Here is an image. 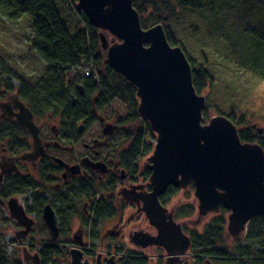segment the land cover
I'll list each match as a JSON object with an SVG mask.
<instances>
[{
    "label": "flooded vegetation",
    "instance_id": "af4514ba",
    "mask_svg": "<svg viewBox=\"0 0 264 264\" xmlns=\"http://www.w3.org/2000/svg\"><path fill=\"white\" fill-rule=\"evenodd\" d=\"M32 48V42H29L28 52H33ZM29 54L41 60L43 69L28 66L31 61L25 60L26 54H14L17 56L14 59L8 52L0 56V199L4 202L0 204L1 215L11 218L6 203L15 198L33 220L29 234L42 232L48 236L43 210L49 205L58 233L55 243L49 242L47 237L49 244L68 251L79 249L83 251L82 260L86 259L84 254H92L96 249L89 244V236L97 241L98 248L105 249H99V252L111 255L100 258L102 264L108 257L113 258L112 264H119L127 253L134 252L125 243L139 249L159 247L142 245L157 234L142 210L143 202L150 201L153 193L149 161L147 159V164L141 168L134 167V161L126 167V148L119 151L118 144L112 147L118 127L110 117L94 113L97 111V94L93 93L91 100L88 95L86 79H94L98 71L89 66L88 73H85L86 68H80L73 78L68 67L53 72L38 58V53ZM38 62L36 60L35 64ZM54 75L61 80V95L66 98L63 101L50 96L51 88L57 85ZM89 100L94 112L89 114L80 107L72 110L77 104H88ZM93 116L99 121V128L94 134H85L84 130L94 121ZM24 121L36 129L39 144L35 145L34 136ZM105 128L111 129L110 133L106 134ZM19 180L28 184L26 189L3 198V190ZM188 190L194 192L192 182L185 188L168 185L157 200L172 219L180 223L191 242L188 229L178 220L177 208H169L178 192L187 193ZM170 192L175 194L168 197ZM33 206L34 211L31 210ZM127 208H133V212L126 218L128 213L124 212ZM134 220H138L137 225H131ZM20 229L17 224L15 232ZM188 250L184 260H188ZM179 259L182 260V256ZM95 261L88 263L95 264Z\"/></svg>",
    "mask_w": 264,
    "mask_h": 264
},
{
    "label": "water",
    "instance_id": "95a60500",
    "mask_svg": "<svg viewBox=\"0 0 264 264\" xmlns=\"http://www.w3.org/2000/svg\"><path fill=\"white\" fill-rule=\"evenodd\" d=\"M75 8L98 30L99 46L109 67L135 87L137 113L155 134L148 158L153 193L150 201L143 202L142 210L157 234L142 245L162 247L168 255L166 264H188L181 263L179 256L189 249L190 238L159 205L157 196L168 185L185 188L191 182L198 213L205 216L218 213L222 206L227 208L228 233L240 236L253 217L264 215L262 146L242 142L236 125L224 115L202 123L206 100L193 86L184 51L169 44L161 24L142 28L132 0H77ZM24 123L35 145L39 144L36 129ZM110 131L105 128L106 134ZM6 205L10 217L21 227L15 237H26L33 220L15 198ZM43 220L49 242L55 243L56 219L49 205L44 207ZM68 254L70 264H91L82 260L79 249H69ZM100 258L97 255L95 264H102ZM39 259L38 253L23 250L26 264H39ZM112 263V257L105 259V264Z\"/></svg>",
    "mask_w": 264,
    "mask_h": 264
},
{
    "label": "trees",
    "instance_id": "16d2710c",
    "mask_svg": "<svg viewBox=\"0 0 264 264\" xmlns=\"http://www.w3.org/2000/svg\"><path fill=\"white\" fill-rule=\"evenodd\" d=\"M132 2L139 13L142 28L161 24L169 44L180 46L185 52L191 67L193 86L198 94L203 88H207V85L210 87L212 75L207 67L196 62L186 51L187 37L190 33H194L196 37L204 33L196 44L199 45L200 54L205 59L208 57L201 44L216 52V59L221 56L235 68L249 72L264 81L263 0H132ZM0 15L9 21L28 15L32 20L31 42L47 68L57 72L68 67L72 70L74 78L78 74L77 69L94 67L98 73L94 79L91 77L86 79V83H89L90 100L93 93L97 94L96 109L109 107L111 101L117 98L131 108L134 112L132 117L136 119L138 100L135 87L109 67L99 47L98 30L88 23L83 13L79 14L82 20H79L80 28L77 25L72 28L61 16L55 0H0ZM182 24L186 26L182 27ZM53 79L57 85L51 88L50 96L53 99L65 100L66 98L61 95L60 78L54 75ZM90 100L86 105L77 104L72 108L68 104L67 107L72 110L80 107L82 111L90 114L93 111ZM209 108L210 105L203 111V119L209 118ZM215 110L236 124V117L231 108L227 112L219 110L218 107H215ZM144 123L148 127V124ZM147 132L150 138H155L149 129L142 127L126 135L125 139L130 140L124 153L126 167L138 155L151 151L152 145L144 144ZM239 137L242 142L258 143L264 147V138L260 133L251 134L249 129H241ZM27 186L23 180L13 181L3 190L2 196L7 199L12 193L21 192ZM174 194L175 192H170L168 197ZM220 209L208 228L201 234L195 233L196 238H191L190 248L195 255L193 264H264V215L250 220L245 233L246 243L241 244L237 241L233 253H230L229 247L221 246V241H225L226 210ZM31 210L34 211L35 207L33 206ZM192 213L193 207L188 205L182 212H177V216H189ZM2 221H5V217L0 213V223ZM2 239L0 234V264H25L19 255L10 256L6 253L1 246L4 243ZM36 242L39 244L41 264H69L67 249L50 245L47 239ZM133 254H135L133 251L127 253L119 264H147L145 259L131 257Z\"/></svg>",
    "mask_w": 264,
    "mask_h": 264
},
{
    "label": "rangeland",
    "instance_id": "374dc122",
    "mask_svg": "<svg viewBox=\"0 0 264 264\" xmlns=\"http://www.w3.org/2000/svg\"><path fill=\"white\" fill-rule=\"evenodd\" d=\"M55 3L61 12V16L68 23L69 27L74 28L76 25L78 26L79 20H81V18L79 15L80 12L77 11L75 8V4L77 3V0H55ZM31 22L32 20L28 15H23L14 21H9L7 18H4L3 16L0 15V56H3L2 54L8 52L10 54L9 57L14 59L17 57L14 56V54H26L24 56L25 60L31 61L28 64V66L30 67L37 66V68L43 69V66L41 65V60L29 54V53H34V54L37 53V51L33 49L34 48L33 44H32L33 52H28L27 50L28 44L29 42H31L33 36V32L31 29ZM185 26L186 25L182 24V27ZM78 28H80V25L78 26ZM186 32L187 31H185V34ZM196 34L198 36V32ZM203 36L204 33H200L198 37L194 36V33L193 34L190 33L187 37L188 46H186V51L190 55H192L194 60H196V62H198L199 64H202V66L207 67L208 71L212 75V81H211L212 84L210 85V87L207 85V88H203V90L200 92V95L205 96V100H206L204 110L207 109L208 105L211 106L208 112L209 118L203 119V112H202V119H203L202 123H208L211 117L215 115H219L217 113V110H215V107H218L219 110H224V112L229 111L231 108L236 117L235 125L238 128V131L241 129H249V133L251 134L260 133V135L264 138V81L258 79L255 76H252L249 72H244L238 68H235L234 65H231L225 60H223L221 56L218 57V59H216L217 58L216 52L212 51L211 48L207 47V45L201 44V47L203 48V50L205 49L206 55L208 57L207 59H205L203 55L200 54L199 45L196 44V42L202 39L199 37H203ZM107 38L108 40H110L111 36L108 34ZM101 51L105 55V52L103 50ZM36 60H38L39 62L35 64ZM24 63L26 64L27 62ZM70 71L72 77V70L70 69ZM30 74H35V73L30 72ZM94 113L104 118L110 117L111 121L117 125L118 127L117 134L113 139L114 144L112 147L114 148L115 145L118 144L117 149L119 151L124 148H127L125 146L129 145L130 140L129 139L126 140L124 136L126 137V135H128L129 133H133L139 127L150 130L147 121L138 115L137 108L135 112L136 119H133L132 115L134 114V112L131 110V108L128 107L123 101H120L117 98L111 101L109 107L106 108L103 107L102 109H98ZM91 119H89V121ZM98 122L99 121L95 120L94 118V121H91V123L87 127V130H84L86 131L85 134L90 135L97 132L99 128ZM144 122L148 124V127ZM153 135L155 137L154 133ZM154 140L155 138H150L147 132V134L144 137V144L152 145L151 149H153ZM262 148L264 150L263 146ZM151 153L152 151L148 152L147 154L138 155L134 159V164H135L134 167L136 168L137 166L138 167L140 166V168L144 167L147 164V159L149 158ZM140 181L143 182L142 178H140ZM171 202L169 203V208L172 209L177 208L176 212L179 211L182 212V209L184 207L188 205L189 206L192 205L193 207L192 215L177 216L179 217L178 220L188 229L191 238H196L195 233H197L198 235V233L201 234V232H204L208 228L209 223L220 212V211L218 213L209 212L205 216L202 217L198 216L197 200L193 195V190H188L187 193H184V191H181L180 193L178 192V194L172 199ZM221 208H224L226 210V213L224 214L226 218V225L224 227L225 241H221V246L226 248L229 247L230 253H233L234 250L233 247L234 245H236L237 241L240 242L241 244L246 243L245 240L246 232L244 230V232L237 237L231 236L227 230V216L230 213V210H228L223 206ZM131 212H133V208H127L125 210L124 213H128L126 214V218ZM135 216H137L136 213ZM137 222L138 220H134L132 221L131 225L132 224L137 225L138 224ZM131 225L129 227H131ZM129 227L124 232L125 236L128 233ZM15 230H17V224L11 218H5V221H2V223H0V234L2 235L3 238L2 240L4 242L1 246L4 247L6 253L9 254L10 256H14L16 254L19 255L21 259L23 256V250H27L31 254L38 253L39 246L36 245L38 244L36 240L41 241L47 239L48 237L46 233L42 234V232L40 233L37 232V234L30 233L26 237H22L20 240H18L14 235ZM12 240H15V242H12ZM87 240L91 246L96 247V249L93 250V248H91L90 246V248L93 250L91 252L92 254H88V255L84 254L85 258L89 262H93L95 260L96 255L99 253H101L102 257H104L105 255L111 256L107 252H99V249L101 248H98L97 241L90 239V236L89 238H87ZM24 242L27 243L26 246L24 245L25 247L20 245V244L23 245ZM125 245H127L128 248L130 249H134L135 254H133L131 257H136V258L139 257L145 259L147 260L146 261L147 264H161V263L164 264L165 259L168 256L162 247L159 248L152 246L149 248L139 249L132 246L130 243H125ZM101 250L105 251V249H101ZM193 254L194 252L190 248L187 252V255H189L188 260L183 259L185 254L181 255L183 262H187L188 264H193L194 263V261L192 260ZM68 258H69V254H68ZM117 258H121V256H117ZM39 264H41V261H39Z\"/></svg>",
    "mask_w": 264,
    "mask_h": 264
},
{
    "label": "built area",
    "instance_id": "2783aa9c",
    "mask_svg": "<svg viewBox=\"0 0 264 264\" xmlns=\"http://www.w3.org/2000/svg\"><path fill=\"white\" fill-rule=\"evenodd\" d=\"M85 73H88V68H86V71H85ZM18 244H20V243H18ZM26 244H27V243H25V242H24V244H23V245H22V244H20V245H21V246H24V245L26 246ZM36 245H37V246H39V244H36ZM25 246H24V247H25ZM38 249H39V248H38ZM105 256H106V255H105Z\"/></svg>",
    "mask_w": 264,
    "mask_h": 264
},
{
    "label": "bare ground",
    "instance_id": "6f19581e",
    "mask_svg": "<svg viewBox=\"0 0 264 264\" xmlns=\"http://www.w3.org/2000/svg\"><path fill=\"white\" fill-rule=\"evenodd\" d=\"M241 140V139H240Z\"/></svg>",
    "mask_w": 264,
    "mask_h": 264
}]
</instances>
